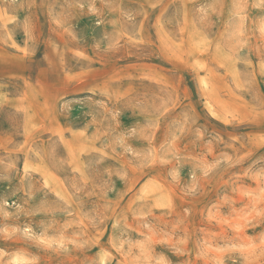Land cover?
Wrapping results in <instances>:
<instances>
[{
  "label": "rangeland",
  "instance_id": "rangeland-1",
  "mask_svg": "<svg viewBox=\"0 0 264 264\" xmlns=\"http://www.w3.org/2000/svg\"><path fill=\"white\" fill-rule=\"evenodd\" d=\"M0 264H264V0H0Z\"/></svg>",
  "mask_w": 264,
  "mask_h": 264
}]
</instances>
